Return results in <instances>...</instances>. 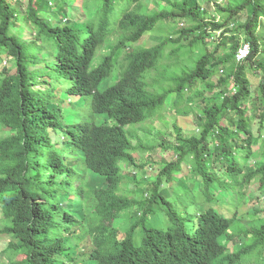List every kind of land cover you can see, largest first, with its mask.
<instances>
[{"label": "trees", "instance_id": "1", "mask_svg": "<svg viewBox=\"0 0 264 264\" xmlns=\"http://www.w3.org/2000/svg\"><path fill=\"white\" fill-rule=\"evenodd\" d=\"M193 111L174 148L138 133ZM0 128L11 264H264V0H0ZM159 148L177 158L139 162Z\"/></svg>", "mask_w": 264, "mask_h": 264}, {"label": "rangeland", "instance_id": "2", "mask_svg": "<svg viewBox=\"0 0 264 264\" xmlns=\"http://www.w3.org/2000/svg\"><path fill=\"white\" fill-rule=\"evenodd\" d=\"M210 1L211 0H201V3L203 5H205ZM217 1L221 2V1H225V0H217ZM151 5H153V4H151V1H149L148 6H151ZM215 14H216V11H215L214 7L212 9H210V8L208 9L207 15L209 17H211ZM218 18H219V20L222 21V18L220 16ZM169 31H170L169 29H165V30L159 29L155 33H153L154 32L153 31L152 34H149L146 37L144 44L149 45V44H155V43L161 42V40L165 36L169 35ZM24 36H25V34H24ZM150 46L151 45L146 46V47H150ZM50 52H51V50L49 49L47 52L48 56H50ZM248 76H249L250 80L255 84H257L260 81V77L254 75V73L251 71L248 72ZM70 99H71V97L69 96L68 100H70ZM67 109L70 110L71 106L68 105ZM73 110L75 111V113H77V116H78L79 112H81L80 104H76ZM196 114L197 113L195 111L191 112L189 115H178L175 112H166L165 115L163 116V118L151 120L145 124L137 125L136 127L138 128V133L141 137L147 136L149 141H152V140L156 141L157 140L158 143H161L162 141L165 140L164 142H165V144H167L168 147L174 148L177 145L176 137L179 133H181V135L183 137H190V136L198 133L199 129H198V125H197L196 118H195ZM72 120H73L72 114H68V116L66 117V122L69 123ZM143 128L151 129L152 133L146 134L145 131L143 130ZM0 130H1V133L3 135L10 134V132L7 129H1L0 128ZM156 131L159 132V135L154 133ZM66 138H68V137H66ZM61 139H62L61 135H58L57 141L59 143H61ZM171 153H173V151H170V150L164 151L161 148H159L157 151V154L151 155L149 153H146L144 155H141V157L139 158V162L147 163L148 161H155V159L159 160L160 158L165 159V161L169 162L172 159L177 158L174 156V154H171ZM136 157H138L137 154H136ZM71 158H72V156L67 154V160H69ZM252 162L253 161L251 160V163ZM80 165H81V163L78 161L77 165H76L77 171L83 172L85 170V172H86V168L83 165H81V167H80ZM83 168H85V169H83ZM147 168L149 169V171H148L149 175L153 174L154 171L152 170L151 166L149 165ZM87 171L88 172H87L86 176H88V180H87L88 185H90L92 187H96V188L105 187V182H104V179L102 178V176L92 172L91 170H87ZM125 171L129 172V173H135L139 177L146 176V174L139 168L135 169L134 167H125ZM78 184H79V181H76L75 185H78ZM174 191H175V188H174ZM176 191L178 194H181V191L179 189H177ZM170 192H173V190H171ZM198 201L200 202V200H198ZM184 202L186 203V214L187 215L197 214L199 209H201L200 207L197 208L196 205H191L189 200H185ZM248 209H249V206H243L241 208V210L239 212L241 214L240 218L243 217V219H245L244 214L248 211ZM229 211L230 212L234 211V207L233 206L230 207ZM7 221L8 220H6V219H2L1 209H0V229L3 227V225H6ZM131 222H132L131 220L128 221V220L120 217L119 219H117L115 221V225L118 226L122 232H125V230L128 229L129 223H131ZM190 223L191 222L188 221V224H190ZM167 224H168V221L164 217L162 218L161 214H160V216H158L152 220V225L157 226V227H161V225L167 226ZM139 236H140V233L137 232L133 239L136 240L137 238H139ZM121 238H123V235L121 236ZM9 241H12L13 243H16V244L20 243V240L18 238H16L15 235H7V234H1L0 233V249H3ZM74 252L77 253L78 249L75 248ZM22 258H23V254H21V253L17 254L14 250L10 249L9 251H4L1 253L0 264H11L10 260H19Z\"/></svg>", "mask_w": 264, "mask_h": 264}, {"label": "built area", "instance_id": "3", "mask_svg": "<svg viewBox=\"0 0 264 264\" xmlns=\"http://www.w3.org/2000/svg\"><path fill=\"white\" fill-rule=\"evenodd\" d=\"M250 53V46L248 44H243L237 54L238 62H242Z\"/></svg>", "mask_w": 264, "mask_h": 264}, {"label": "clouds", "instance_id": "4", "mask_svg": "<svg viewBox=\"0 0 264 264\" xmlns=\"http://www.w3.org/2000/svg\"><path fill=\"white\" fill-rule=\"evenodd\" d=\"M9 251V250H8Z\"/></svg>", "mask_w": 264, "mask_h": 264}]
</instances>
